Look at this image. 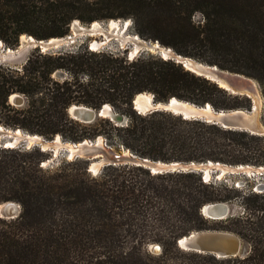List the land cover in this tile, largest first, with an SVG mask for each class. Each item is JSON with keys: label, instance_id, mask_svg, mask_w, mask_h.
<instances>
[{"label": "trees", "instance_id": "1", "mask_svg": "<svg viewBox=\"0 0 264 264\" xmlns=\"http://www.w3.org/2000/svg\"><path fill=\"white\" fill-rule=\"evenodd\" d=\"M127 18L141 38L251 77L264 94V0H0V42L15 47L23 34L64 37L74 19ZM125 50L35 47L18 69L0 62V125L71 142L108 139L112 131L135 156L164 162L264 165V135L167 111L138 113L131 103L150 92L154 101L173 96L214 110L249 109L248 97L227 93L173 59L150 52L129 59ZM57 70L68 77L54 79ZM12 94L23 103L8 102ZM72 104H108L125 120L83 123L67 113ZM45 156L36 146H0V202L20 205L16 217H0V264H264V191L231 195L232 187L203 181L199 172L154 174L132 164L104 165L94 176L78 157L44 170ZM239 197L242 214L219 224L209 225L218 220L199 212L206 203ZM201 229L230 231L249 249L217 258L176 247L178 237ZM146 239L160 246L159 254L145 252Z\"/></svg>", "mask_w": 264, "mask_h": 264}, {"label": "water", "instance_id": "2", "mask_svg": "<svg viewBox=\"0 0 264 264\" xmlns=\"http://www.w3.org/2000/svg\"><path fill=\"white\" fill-rule=\"evenodd\" d=\"M111 19H109L110 21ZM91 21L87 26H82L79 20H73L69 24V30L71 33L78 34L81 36H90L91 34L104 35L109 33L106 31L105 26L102 22H99L100 26L98 30H93V22ZM76 24L77 31L74 33L72 31L73 24ZM99 27V26H98ZM27 40H21L20 36L18 38L17 49L23 46L37 47L41 52L51 51L57 48L64 40H55L57 37H50L47 39H29L30 35L24 34ZM66 39H71L70 35L65 36ZM60 38V37H59ZM62 38V37H61ZM144 40V39H143ZM145 43H141L140 47L136 51L130 53L128 52V58H132L141 52L157 53L160 57L164 58L166 54L168 59H173L175 62L180 63L185 69L195 73L196 75L205 77L206 79L216 83L219 87L224 89L227 93L232 95L246 96L250 99L251 106L249 109H228V110H214L210 104L205 103L202 106L195 105L185 100L178 99L176 97H170L166 101H154L152 99V94L150 92H145L149 95L148 103H145V107H138L137 105L141 102L139 101V96L141 93H137L133 96L131 103L138 113H145L155 110L167 111L173 114L182 116L183 118L192 119H202L206 122L217 124L223 128L231 130L246 131L255 135H264V125L259 121V110L258 107L257 115L254 112V102L250 97L254 90L258 91V85L255 80L245 76L240 73L229 72L227 70H221L215 65H208L199 62L193 58L182 56L175 53L171 48L160 45L156 40H144ZM91 46V45H89ZM161 46L162 49H160ZM9 48L6 49L7 53H13ZM91 49V48H89ZM191 60V63H186V60ZM260 96V94H259ZM8 101L12 104L21 105L23 103V97L14 95L8 97ZM256 106V104H255ZM67 113L69 116L75 120L83 123H89L93 121L96 117H108L115 124H120L122 122L121 116L111 112V108L103 104L99 109H94L81 104H72L68 107ZM19 128L7 129L0 125V137H10L11 142L7 143L3 147H15L17 142L22 141L23 146L28 149L33 146L38 147L41 151L50 150L52 154L54 153V148L57 145L56 138L59 140L60 136L56 135L51 140H46L38 134H31L24 132L21 129L18 133ZM100 138H96L94 141L89 139H83L79 142H73L74 147H70L67 143L64 145H59V148H64L67 151L69 158H83L89 161L88 171L92 174H96L99 169L108 164H132L135 166H141L148 169L151 173H164V172H199L201 174L202 180L207 181L209 177L205 175V170L207 167L213 170H218L215 167L220 165L221 167H227L226 173L233 174L242 173L244 168L248 165L244 164V168L241 164L226 165L219 162H213L207 160L205 162H182V161H170L164 162L160 160H151L144 157H137L130 153L128 150L122 153H116L108 148H104L98 141ZM71 157H70V155ZM99 161L100 165L93 172L91 165L93 161ZM94 168V166H93ZM251 175H263L264 165L249 167ZM262 184L258 183L253 188L254 191H262ZM200 214L209 220H221L227 216H231V210L227 203L225 202H211L206 203L199 209ZM19 213V204L13 201H5L0 203V217L2 218H13ZM176 246L184 251H191L200 254H211L217 258H225L236 255H243L247 252V246L242 242V240L234 233L227 230L218 229H201L193 230L185 235H181L175 240ZM153 246H159L154 244L149 246V250L152 251ZM160 247V246H159ZM161 249V248H160ZM160 251H158L159 253Z\"/></svg>", "mask_w": 264, "mask_h": 264}, {"label": "rangeland", "instance_id": "3", "mask_svg": "<svg viewBox=\"0 0 264 264\" xmlns=\"http://www.w3.org/2000/svg\"><path fill=\"white\" fill-rule=\"evenodd\" d=\"M199 19H200V16L198 14H196V15L193 16V20H199ZM74 20H76V19H74ZM115 20H118L119 21V24H120L119 26L120 27L122 25H126V27L124 29L125 31L123 33V37L136 35L141 40H143V38H141L139 35H137V32L134 30V27H133V24H132V20H130L128 18L127 19H115ZM96 21L102 22L104 25H106L105 26V29L109 33H111V30L112 29L108 30V27H107L109 25V20H96ZM80 24L82 26H87L89 23H82V22H80ZM116 34L117 33L114 31L113 32V36L112 37L109 36L110 38L109 37L106 38L105 34L104 35L92 34L90 36H86V35L85 36H81V35H78V34H74L73 35V33H71V31L69 30V34H67V35H70L71 36V39H65L63 41V43L60 44V46H58L55 49H52L51 51H59V50H63V49L76 50V49H81L83 47H85V48L88 49V48H90L89 45L91 44V42H93V41L96 40L97 42L101 43V45L99 47H97L96 49H92V50H105V51L122 52L124 49H126L125 50V53L128 54V52L133 47V43L131 41H128L127 40L123 45L120 44L118 38L116 37ZM144 40H147V39H144ZM17 46H18V44L15 47H6L4 45H0V62L3 63V64H6V65H9L12 68H17L18 69L25 62L26 57L29 55V53L34 48L32 46H26L24 48L17 49ZM7 48L11 49L13 51V53H7L6 52V49ZM153 54H157V53H154L153 52ZM51 76L54 79L62 80L64 78H67L68 77V74H67V72L65 70H57L54 73H52ZM257 85H258V83H257ZM258 90H259V94H260V97H261V107H260V110H259V121L261 122L262 125H264V94L261 92L259 85H258ZM19 95H21V94H19ZM23 101H24V99H23ZM110 108H111V106H110ZM111 111H112V113L115 112L112 108H111ZM118 115L121 116L122 122H124L125 116L124 115H121V114H118ZM5 128H7V127L5 126ZM7 129H13V128H7ZM109 134L110 135H109L108 139H106L105 136L97 135L92 141H94L96 138H100V142L99 143L104 148H108V149H110V150H112V151H114L116 153H122V152H124V151L127 150V149L121 147L120 143H118V141L113 136V132L112 131ZM58 136H60V135H58ZM46 140H51V139H46ZM108 141L110 143H108ZM9 142H11V138L10 137H0V146L7 145V143H9ZM60 142L62 143L61 145L66 144V143H68V144L69 143H71V144L73 143L70 140H66V139H63L61 137H60ZM18 145H23V142L22 141L17 142V144L15 145V147L18 146ZM56 151L57 152L56 153L54 152L53 154H52V152L50 150L44 151V154L46 155L45 156V159H44L45 161L43 160V162L41 161L39 163V166L42 169H44V170H53L58 165L66 162L68 160L74 159V158H69L68 157L67 151L64 148L57 149ZM87 162H88V165H89V161H87ZM42 163H43V165H42ZM222 164H225V163H222ZM226 165H230V164H226ZM241 165L244 166V164H241ZM233 166H235V165H233ZM248 166L249 167H251V166L256 167V165H254L252 163H249ZM100 169H99V171H100ZM87 171H88V166H87ZM89 173L91 175H94V176L97 174V173L96 174H92L91 172H89ZM209 180L210 181H213L215 183H220V184L225 185L227 187H232L233 193H230L231 195L234 194V193H237L236 191H238V192H247L248 190L254 191L253 188L258 183H261L262 184V187H263L262 188V191H264V174L259 176V175H248L247 173H233V174L223 173L222 175H220V173H219L218 170H214V171L212 170L209 173ZM262 191H260V192H262ZM255 192H257V191H255ZM260 192H257V193H260ZM225 203H227L229 205L230 210H231V215H240V214H242L243 207H242V205L240 203V197L239 198H233L231 200L225 201ZM19 211H20V205H19ZM171 215L173 216L172 217L173 220H176L177 221L176 216L173 215V213H171ZM5 219H8V218H5ZM147 220H148L147 222L149 223L150 222V217L147 216ZM152 222H155V220L153 218H152L150 224H152ZM208 223H209V225H216V224H219L220 222L218 220V221H208ZM153 232H156V231L153 230ZM162 233L164 234V232H162ZM128 242H129V239L127 240V245L125 247H129L128 246L129 245ZM154 244H157V243H155L152 240L146 239L145 242H144V250H145V252L147 250V252L149 254H152V255L159 254L158 252L157 253H154L155 252L154 251V247H152V251L149 250V246L154 245ZM160 244H162V242ZM245 245L247 246V251H248L249 246L247 244H245ZM125 250H127V249H125ZM152 257L153 258H157L158 256L157 257L156 256H152ZM179 258H181V257H179Z\"/></svg>", "mask_w": 264, "mask_h": 264}, {"label": "bare ground", "instance_id": "4", "mask_svg": "<svg viewBox=\"0 0 264 264\" xmlns=\"http://www.w3.org/2000/svg\"><path fill=\"white\" fill-rule=\"evenodd\" d=\"M120 24H119V21L118 20H114V19H111L110 21H109V25L107 26L108 27V30H110V29H112L111 30V33H107V34H105V36H106V38H108L109 36H113V32L115 31L117 34H116V37L118 38V40H119V42H120V44H124L127 40L128 41H131L132 43H133V47H132V49L130 50L131 52L130 53H132V52H134V51H136V49H138L139 47H140V44L141 43H145L144 42V40H141L138 36H136V35H132V36H125V37H123V33H124V29H125V27H126V25H122L121 27L119 26ZM99 26V27H98ZM100 26H102L103 27V25H100V23L99 22H97V21H95V22H93V27H94V29L93 30H98L99 28H100ZM72 31L75 33L76 31H77V26H76V24L74 23L73 24V26H72ZM107 31V30H106ZM92 35V34H91ZM71 37V36H70ZM58 38V37H57ZM110 38V37H109ZM20 39L21 40H27V42H28V39H27V37L25 36V35H21L20 36ZM29 39H31V40H34L33 39V37H29ZM66 39V37H60V38H58V39H55V40H65ZM139 42H141V43H139ZM0 45H1V42H0ZM91 46H90V48L91 49H96L97 47H99L100 45H101V43H99V42H97L96 40L95 41H93V42H91V44H90ZM24 47H26V45L25 46H23L22 48H24ZM157 47H160V49H162V47L161 46H157ZM8 50H10V49H8ZM164 58H166L167 59V56H166V54H164ZM186 63H191L192 64V61L191 60H186L185 61ZM14 95H17V96H20L19 94H14ZM250 95V97L252 98V100H253V102H254V112L256 113V115H257V112H258V107L260 106V102H261V97L259 96V94H258V91L257 90H254V92L251 94H249ZM10 96H13V94L12 95H10ZM139 98H140V100L139 101H141L137 106L138 107H145L144 106V104L145 103H148V101H149V95L147 94V93H141V95L139 96ZM255 104H256V106H255ZM106 106L107 107H109L110 108V106L108 105V104H106ZM71 108H72V105H71ZM112 112V111H111ZM18 130V133H21L20 132V130L19 129H17ZM56 141L58 142L57 143V145L55 146V148H54V152L56 153L57 151V149H58V147H59V145L60 144H62L61 142H60V139L58 140L57 138H56ZM98 142H100V139H99V141ZM68 144V143H67ZM64 145V144H63ZM71 148L72 147H74L73 146V144H71V143H69L68 144ZM60 149V148H59ZM70 155V154H69ZM70 157H71V155H70ZM42 165H43V163H42ZM100 165V162L99 161H93V164L91 165V167H92V170H93V172H95L96 171V169L98 168V166ZM93 166H94V168H93ZM243 166V165H242ZM216 168L218 167L219 169H218V171H219V173H220V175H222L223 173H226V170H227V167H221L220 165H218V166H215ZM245 166H243V168H244ZM213 169H210V167L208 168L207 167V169L205 170V175H206V177L208 176L209 177V173L212 171ZM216 170V169H215ZM214 171V170H213ZM234 173V172H233ZM236 173V172H235ZM242 173H247L248 175H251V173H250V169H249V166L247 167V168H244L243 169V172ZM154 247V253H157L158 251H160V247L159 246H153Z\"/></svg>", "mask_w": 264, "mask_h": 264}]
</instances>
